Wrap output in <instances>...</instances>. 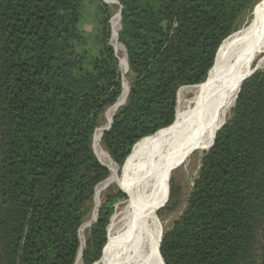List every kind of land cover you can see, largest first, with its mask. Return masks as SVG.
Here are the masks:
<instances>
[{
    "label": "trees",
    "instance_id": "16d2710c",
    "mask_svg": "<svg viewBox=\"0 0 264 264\" xmlns=\"http://www.w3.org/2000/svg\"><path fill=\"white\" fill-rule=\"evenodd\" d=\"M117 1L112 33L113 13L89 0L98 14L89 34L78 27L85 0H0V264L120 256L109 231L115 206L139 193L143 162L179 122L186 92L215 77L224 43L256 0ZM110 42L126 54L129 90L100 131L123 92ZM230 112L204 140L181 217L140 264H264V70L241 78ZM98 131L124 181L99 206L84 249L89 205L110 177L92 148ZM170 194L173 208L178 190Z\"/></svg>",
    "mask_w": 264,
    "mask_h": 264
},
{
    "label": "rangeland",
    "instance_id": "374dc122",
    "mask_svg": "<svg viewBox=\"0 0 264 264\" xmlns=\"http://www.w3.org/2000/svg\"><path fill=\"white\" fill-rule=\"evenodd\" d=\"M97 1L99 3L105 4L109 8V10L113 13L111 19L112 33L115 32L120 25L119 24L120 13H118V11L116 12L118 1L117 0H97ZM88 2L89 0H85V8L84 10H82V18L78 24V27L83 29L89 34H92L97 21L98 14L96 13V9L94 5H91ZM240 22H241L240 27L236 29L235 34H233L232 36L259 35L260 31H262V29L264 28V0H256L255 3L248 9V11H246L243 14ZM115 50L117 52L115 53L117 55V58L119 57L121 60L119 71L120 74H122L123 76V92L121 94L122 96L119 98L117 103L113 107L106 109L102 114L103 115L102 122L100 123V125H102V127L100 128L101 130L102 128L108 127L110 125L113 113L117 111L125 103L128 95L127 93L129 90L130 79L129 77L126 78L127 68L124 62L125 61L124 51L119 45L115 47ZM122 60L124 64L122 63ZM243 66L244 69L243 71H241L240 69ZM263 70H264V42H261L260 44H256L255 46L253 45L241 50L240 55L238 56V71H240L241 78L243 76L245 78L255 72H261ZM225 82H226V76L222 77L221 81L218 83H215V81L211 80V82L206 85L200 86L199 88H195L191 91L186 92L187 94L185 95L184 98L188 96V103L186 100V104H187V113H188L190 125H194L200 122L203 117L209 114L210 110L215 106L216 102L218 100L220 101L221 97L224 95ZM204 140L196 142V141H192V140L188 141V139H184L178 142L177 144H175V147L173 148V151L171 153L172 155L168 160L167 171L165 174L167 179L165 180L161 189H159L155 193V196L152 198L150 204L147 206V208L142 213V215H140L134 221L128 223L131 237L134 239V241H136L135 243L139 248V254L141 257L140 263L148 255L152 242L161 239L163 237L162 235L164 231L169 230L172 227V225L181 217V214L184 208L186 207L187 199L190 196L189 193L192 190L193 183L199 177L198 172L201 167V160L205 155ZM156 143L157 142H154L153 146ZM151 144L152 143H149L147 145L146 144L141 145L140 152L138 153L139 158L141 156L140 155L141 151H143L146 147H148ZM92 148L94 154L98 157L99 161L100 162L102 161L104 164L108 166V164L105 163L102 160V158L105 159L107 158L109 160L110 158L102 151L98 140H96L94 147L92 146ZM149 160L150 158L147 160V162ZM146 163L143 162V166ZM116 167L117 166L114 165V168L112 170L108 166V168H110L109 169L110 177L96 191L95 195H93L92 203L89 205V213L86 216V220L83 223L82 233L79 234L81 245L83 246L84 249L90 239L89 233L92 228L93 222L96 218L95 215L99 206L101 205L102 201L106 198L108 194L116 193L117 190H120L119 187L122 185L124 181V177L120 172H118V170L120 171L121 169L117 167L118 168L117 170ZM102 187L103 189L99 194L100 203L99 206H97V193ZM171 187L175 190H178V195H179L178 201L173 208H172L173 203L171 204V201L169 203V199H171L172 197V195L170 194ZM138 195L139 193L135 197H138ZM128 201L130 200L120 201L119 204L115 206L114 213L117 208L122 207V204ZM141 230L143 231V233L141 232ZM80 252L79 254H81ZM120 257H121V251H120V256L117 253L115 259L104 261L101 264H121L122 257L121 258ZM76 264H82V259L80 258L79 255Z\"/></svg>",
    "mask_w": 264,
    "mask_h": 264
},
{
    "label": "bare ground",
    "instance_id": "6f19581e",
    "mask_svg": "<svg viewBox=\"0 0 264 264\" xmlns=\"http://www.w3.org/2000/svg\"><path fill=\"white\" fill-rule=\"evenodd\" d=\"M261 42H264V28L260 31L259 35H236L230 37L224 43L225 45L222 49L224 58L216 70L217 74L212 79L213 81H216V78L222 71L226 72L224 95L217 104V107L210 111L209 114L203 117L196 125L189 124L186 98H184L178 124L169 129L156 144L152 157L148 164L143 167V177L138 197H134L130 201L122 204V207L117 208L112 216L109 231L114 237H117L120 240L122 257L121 264H140L141 257L139 254V248L135 243L136 241L131 237L128 223L142 215L150 204L152 198L155 196V193L161 189L167 179L165 174L167 171L168 160L172 155L171 153L175 144L184 139L196 142L202 141L219 131L222 126L231 119L230 110L232 102H235L241 83L240 71H238V56L242 49L253 45L255 46ZM110 44L113 48L117 46L112 42H110ZM210 82L211 80L200 86L206 85ZM200 86L189 89L188 91L199 88ZM105 128L107 127L102 128V130ZM100 131L96 134L98 141L100 140ZM102 160L113 170L114 165L109 159L102 158ZM102 189L103 187L97 193V206H99L100 203L99 194ZM141 232L143 233L142 230Z\"/></svg>",
    "mask_w": 264,
    "mask_h": 264
},
{
    "label": "water",
    "instance_id": "95a60500",
    "mask_svg": "<svg viewBox=\"0 0 264 264\" xmlns=\"http://www.w3.org/2000/svg\"><path fill=\"white\" fill-rule=\"evenodd\" d=\"M119 10H120V9H119ZM112 48H113V47H112ZM251 75H252V74H251ZM251 75H250V76H251ZM244 80H245V79H244ZM111 122H112V121H111ZM110 125H111V123H110ZM110 125H109V127H110ZM109 127H108V129H109ZM108 129H107V130H108ZM107 130H106V131H107ZM213 143H214V142H213ZM212 145H213V144H212ZM211 147H212V146H211ZM96 157H97V156H96ZM105 167H106V166H105ZM106 168H107V167H106ZM107 169H108V168H107ZM108 226H109V225H108ZM159 247H160V246H159ZM158 251H159V250H158ZM160 257H161V256H160ZM161 261H162V258H161ZM162 264H163V261H162Z\"/></svg>",
    "mask_w": 264,
    "mask_h": 264
}]
</instances>
